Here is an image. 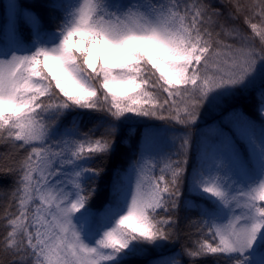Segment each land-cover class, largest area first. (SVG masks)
<instances>
[{"label": "snow or ice", "instance_id": "1", "mask_svg": "<svg viewBox=\"0 0 264 264\" xmlns=\"http://www.w3.org/2000/svg\"><path fill=\"white\" fill-rule=\"evenodd\" d=\"M5 7L0 145L16 159L0 164V264H137L150 252L146 264H183L163 252L179 239L182 209L195 212L197 235L179 253L188 264H264V0ZM241 16L250 34L234 23ZM242 96L255 99L258 131L227 107ZM205 109L226 114L194 141ZM136 125L134 163L93 207L106 162ZM158 142L169 150L155 152Z\"/></svg>", "mask_w": 264, "mask_h": 264}, {"label": "trees", "instance_id": "2", "mask_svg": "<svg viewBox=\"0 0 264 264\" xmlns=\"http://www.w3.org/2000/svg\"><path fill=\"white\" fill-rule=\"evenodd\" d=\"M20 3H28L30 0H18ZM213 2H218V0H213ZM241 4H248L251 2V0H239ZM8 3V0H0V4L6 5ZM7 9L0 8V48H3L5 46H10L11 39L10 36L7 33ZM236 25H238L243 31L250 34V29L247 28L246 25L243 24V17L241 16L238 20L234 22ZM27 35V33H25ZM255 44L257 47H259V40H255ZM255 99L254 98H248V97H239L236 99H233L228 103V108H236L249 117L251 120H253L257 126V131L259 130V127L262 123V121L259 118V115L255 111ZM226 112L222 111H215V110H209L205 109L202 110V116L201 119L198 122V128L193 130V139H195L198 136L199 131H207L209 126L216 123L217 121H220L222 119V116L225 115ZM71 117H68L65 120V123L67 124ZM91 121H88L85 119L82 123V130L87 131L89 127L92 126ZM149 123L160 125L162 122L160 121H150ZM127 127V126H126ZM138 132L137 135L130 138V146L129 143L126 141L125 143H121L118 146V150L116 154L110 158L109 161L106 162L105 167L107 169V174L104 176V178L98 182V195L94 200L93 207L99 206L100 203L106 201L109 199V191H110V185L112 179L115 178V174L117 172L123 173L124 171L130 170L131 165L134 163L135 158L137 156V152L139 150L138 148V140H139V129L142 127L141 125H136ZM99 135V133H97ZM241 149L244 148L243 145L240 146ZM155 152L158 153H164L169 150V145H167L164 142H158L154 149ZM6 152V148L4 145H0V164H3L5 166H11L13 161L16 159L15 156H9L5 157L4 153ZM198 161V157L196 155L195 147H193L191 159L189 163V170H191L192 164L196 163ZM6 187V184L4 182H0V213L3 212L4 206H5V198L3 194V189ZM187 195V193H185ZM201 207L203 205L201 204ZM180 215V236L179 239L176 240L174 243H171L167 245L163 252L165 254H173L177 255V258L182 259L183 264H188V257H182L179 255L181 253L182 245H188L191 246V240L196 237V233L194 229H191L187 226V218L189 216H195V212H185L183 209L179 213ZM191 234V235H190ZM157 255L156 252H150L144 257H138L137 258V264H146V261L149 259L154 258ZM198 264H213V258L208 257L204 260L198 261Z\"/></svg>", "mask_w": 264, "mask_h": 264}]
</instances>
